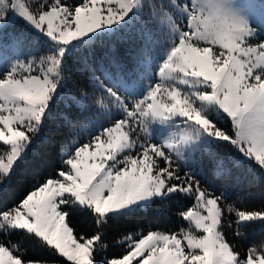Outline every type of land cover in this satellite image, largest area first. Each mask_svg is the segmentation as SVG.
Segmentation results:
<instances>
[{
	"label": "snow or ice",
	"instance_id": "6c2138e0",
	"mask_svg": "<svg viewBox=\"0 0 264 264\" xmlns=\"http://www.w3.org/2000/svg\"><path fill=\"white\" fill-rule=\"evenodd\" d=\"M142 3L169 48L158 82L133 98L98 75L107 76L109 63L119 67L120 52H93L74 63L65 49ZM14 17L46 37L49 50L15 60L0 74V191L29 158L33 162L21 197L0 207V264H264V239L242 243L246 222L264 221V206L241 210L225 199L234 179L228 154L209 151L201 158L204 149L196 147L206 134L264 172V28L230 7V0H0V36L13 44L23 41L9 31ZM64 90L68 103L86 114L122 115L85 139L80 113H61L62 127L51 143L60 166L44 175L39 165L48 145L42 137L50 127L56 131L51 103ZM209 106L223 113L226 126L202 115ZM174 118L178 131L158 145L147 139L153 123ZM185 159L217 191L182 169L177 161ZM173 196L190 198L175 213L177 228L156 221L121 230L107 242L110 216L133 217ZM84 208L95 225L90 234L71 219ZM25 239L50 259L29 258Z\"/></svg>",
	"mask_w": 264,
	"mask_h": 264
},
{
	"label": "trees",
	"instance_id": "16d2710c",
	"mask_svg": "<svg viewBox=\"0 0 264 264\" xmlns=\"http://www.w3.org/2000/svg\"><path fill=\"white\" fill-rule=\"evenodd\" d=\"M15 23L18 28L23 26L28 27L21 18L16 17ZM162 32V29L160 30ZM163 33V32H162ZM163 37L158 35V27L155 20L150 18L149 9H146L139 14L133 22L127 25H120L114 31L107 33H99L89 42H81L74 45L66 55L74 58L75 63L80 57L90 55L91 53H99L108 49H115L120 52L119 67L111 63L105 65L107 76L103 72H98L106 84L110 87L116 88L122 95L130 97L132 91L129 90L123 83L128 80V74L133 72L135 75L142 74L146 68V63L152 57L154 50L159 45V40ZM38 40L35 39L30 50L25 53H35L37 51L49 50L47 47H35ZM103 63V61H101ZM135 93V92H134ZM67 91L61 92V95L56 97L51 103V124L57 126L54 132L50 127L42 137L48 147L44 150L43 158L40 162L39 169L44 175H52L56 168L60 166V162L55 155V150L51 147L52 140L59 132L61 125V113L68 115L70 111L80 113L81 120L85 123L83 138L86 139V134L91 132L95 133L101 127H107L112 119L121 118L119 111H113L108 115L101 114L95 110H90L88 114L82 111L81 108L75 104H69L67 99ZM94 113V114H93ZM214 122L225 124L226 120L223 118V113H215L212 116ZM230 127V125H227ZM78 140L81 137H77ZM203 152L200 153L201 158L209 155V151H222L228 154L229 160L234 169V179L230 187L224 192V198L235 207L243 209H254L264 206V172L257 167L251 160L243 157L235 149L230 148L225 142H216L211 139L207 142L206 146L202 147ZM180 164L182 169L190 171L191 174L200 181L202 185L208 187L210 191H217L216 185L205 175H203L198 166ZM33 162L29 158L28 162L23 164L15 173V179L12 181L11 186L6 191H0V207H7L18 201L27 187L30 174L32 172ZM190 203L188 197H164L163 199H156L154 203L149 204L147 207L141 208L138 215L133 217L125 216H110L108 220V227L106 229L107 242L112 243V237H115L121 230L126 228H134L137 225L147 227L150 223L158 221V226L164 228H177L181 221L175 213L183 207H187ZM78 207V206H77ZM72 223L76 227L86 233H91L95 229L91 213L86 209H79L71 216ZM245 234L247 240L242 243L246 244L248 240L264 239V221L259 222H246ZM19 238L17 234L13 235V239ZM23 246L26 249V255L29 258L35 259H50L48 254L43 248L39 247L34 240L25 239ZM119 248H113L112 254H118Z\"/></svg>",
	"mask_w": 264,
	"mask_h": 264
},
{
	"label": "rangeland",
	"instance_id": "374dc122",
	"mask_svg": "<svg viewBox=\"0 0 264 264\" xmlns=\"http://www.w3.org/2000/svg\"><path fill=\"white\" fill-rule=\"evenodd\" d=\"M230 7L234 10L244 13L248 16L253 24L257 26L258 29L264 28V0H230ZM146 9L145 4H141L138 7H134L129 13L118 23L113 24L111 26H106L100 29L95 30L93 33L87 35L81 40L71 42V44L65 49V52L72 48L74 45L79 44L81 42H89L99 33L107 32L110 33L118 28L120 25H127L133 22L136 18H139V14ZM15 18L11 21L9 26V31L13 34H19L23 37V41L18 44H13L7 40V35L0 36V74L8 70L9 65L15 60H24L28 55L33 53H25L35 39L42 38V40H38L35 44V47H47L49 45L47 43V38L43 37L40 33L36 32L34 28L30 24L24 21L28 27L22 25V27L17 26L15 23ZM19 18V17H18ZM161 28L158 27V35H162L163 33L160 31ZM264 35V32H261ZM159 45L156 50H154L152 57L146 63V70L140 74L135 75L133 72L128 74V80L123 83L126 84L129 81H135L136 86L134 88H129L133 94L130 97L138 98L142 97L148 88L158 82V71L161 63L165 60L166 54L169 48V44L166 39L159 40ZM135 92V93H134ZM215 113H221L218 110H215L213 106H209L202 115L206 116V118L212 119ZM180 127L179 118H174L172 120L166 122H156L150 126L149 133L147 135V139L153 144H160L164 139H166L172 132L178 131ZM78 140V138H75ZM211 137H208L206 134L201 135L198 145L196 146L198 149L206 146L207 142H209ZM185 155L188 156V152H185ZM182 164L192 165L191 159H185L183 161H177Z\"/></svg>",
	"mask_w": 264,
	"mask_h": 264
}]
</instances>
